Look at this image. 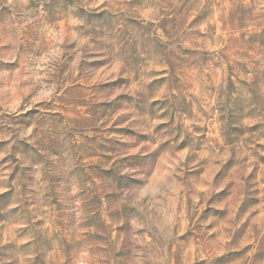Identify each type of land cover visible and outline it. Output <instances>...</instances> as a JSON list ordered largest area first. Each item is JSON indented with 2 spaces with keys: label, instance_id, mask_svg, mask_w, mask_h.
Listing matches in <instances>:
<instances>
[{
  "label": "rangeland",
  "instance_id": "rangeland-1",
  "mask_svg": "<svg viewBox=\"0 0 264 264\" xmlns=\"http://www.w3.org/2000/svg\"><path fill=\"white\" fill-rule=\"evenodd\" d=\"M0 264H264V0H0Z\"/></svg>",
  "mask_w": 264,
  "mask_h": 264
}]
</instances>
